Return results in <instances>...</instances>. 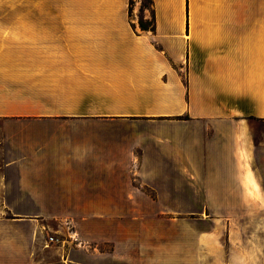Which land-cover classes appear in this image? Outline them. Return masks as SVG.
I'll use <instances>...</instances> for the list:
<instances>
[{"label": "crops", "instance_id": "1", "mask_svg": "<svg viewBox=\"0 0 264 264\" xmlns=\"http://www.w3.org/2000/svg\"><path fill=\"white\" fill-rule=\"evenodd\" d=\"M149 1L0 0V264H264V0Z\"/></svg>", "mask_w": 264, "mask_h": 264}, {"label": "rangeland", "instance_id": "2", "mask_svg": "<svg viewBox=\"0 0 264 264\" xmlns=\"http://www.w3.org/2000/svg\"><path fill=\"white\" fill-rule=\"evenodd\" d=\"M137 7L140 9L139 11H146V9H149L150 7V1L149 0H133V3L131 5V16L134 15H139V12L137 13ZM145 24L149 25V21H144ZM253 128L255 130H263L264 131V122L262 121H252ZM196 206V204H195ZM254 208L255 209H260L262 208L261 203H254ZM264 208V206H263Z\"/></svg>", "mask_w": 264, "mask_h": 264}, {"label": "trees", "instance_id": "3", "mask_svg": "<svg viewBox=\"0 0 264 264\" xmlns=\"http://www.w3.org/2000/svg\"><path fill=\"white\" fill-rule=\"evenodd\" d=\"M133 3V0H129L128 4H129V9L131 8V5ZM139 27L141 29H145L147 24H145L144 22H142L141 20L138 21Z\"/></svg>", "mask_w": 264, "mask_h": 264}, {"label": "built area", "instance_id": "4", "mask_svg": "<svg viewBox=\"0 0 264 264\" xmlns=\"http://www.w3.org/2000/svg\"><path fill=\"white\" fill-rule=\"evenodd\" d=\"M49 239H51V238H49Z\"/></svg>", "mask_w": 264, "mask_h": 264}]
</instances>
